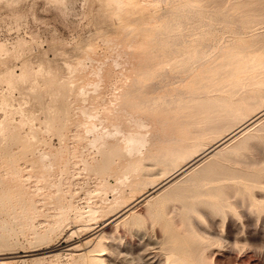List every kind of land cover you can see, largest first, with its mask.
<instances>
[{
	"label": "rangeland",
	"instance_id": "rangeland-1",
	"mask_svg": "<svg viewBox=\"0 0 264 264\" xmlns=\"http://www.w3.org/2000/svg\"><path fill=\"white\" fill-rule=\"evenodd\" d=\"M170 1L0 0V264H86L82 253L99 240L103 264H168L171 251L195 262L191 229L204 240L199 264H264V117L231 144L232 155L212 156L92 236L123 202L183 165L197 150L188 144L208 146L227 132L198 137L226 117L210 119L216 106L195 112L177 94L187 81L172 83L190 47L206 45L214 57V39L264 62L258 0ZM168 8L191 15L168 25ZM240 27L249 41L230 44ZM177 32L194 44L163 39ZM163 72L167 88L149 92ZM250 85L226 96L240 120L255 112L253 99L264 101V82ZM126 137L141 148L127 152ZM214 162L227 166L224 175L192 187Z\"/></svg>",
	"mask_w": 264,
	"mask_h": 264
},
{
	"label": "bare ground",
	"instance_id": "bare-ground-1",
	"mask_svg": "<svg viewBox=\"0 0 264 264\" xmlns=\"http://www.w3.org/2000/svg\"><path fill=\"white\" fill-rule=\"evenodd\" d=\"M165 1H170V0H165ZM258 1H259V4H261V5L264 4V0H258ZM187 4L189 5V4H191V2L187 1L183 5H187ZM188 11H191V10H188ZM261 11H262V9H261ZM168 14L170 15V17L174 16L176 19L175 22H172L170 17L168 18V21L166 22V24L172 25V26H175V25L181 26L182 25V18L185 19V16L189 17V15H191V14H189V12L188 13L178 12L176 14V11L173 10L172 8H170V9L168 8ZM249 23H250V21H249ZM173 24H175V25H173ZM199 33H200V37H201L206 33V30H202ZM233 33H234V34H232L233 37L228 40L230 42V44H233V43L245 44L246 42L249 41V35L247 34V32L242 30L241 27H240V29L235 30ZM216 36H217V34H216ZM163 39L166 40V42L170 41V39H171V41H173L174 43H178V44H184L185 42H187L189 44L188 46H192L194 44L193 40L189 41L190 39L189 40L186 39L181 32H177L175 34L166 33V35L163 37ZM213 41H214V43H212V45L214 44L215 49L219 50V52L215 56L213 55L214 57L208 56V53H207L208 51L205 48L206 45L205 46L203 45V47H198L199 45L197 47H190V52L193 51L194 55L192 54L193 57L191 56L185 62H176L174 64V68H175L174 71L175 72L172 73V83L186 82L187 81L186 84L184 83L186 85L185 86L186 89H184L185 91L181 90L182 92H180V93L178 91L177 94L178 95L182 94V98H184V99L187 98L188 100L189 99L192 100L193 103H191L190 106H192L194 108V110H196L195 112H197V108H199L200 113H201L203 108L206 109L210 106H212V107L216 106L220 110V112H219L218 116H215V117L213 116L210 119L215 122L218 119H221V118L223 119L224 117H226L223 119V121H225L224 125L223 124L221 125L219 122V124H218L219 126L218 125L215 126L212 123V124H210V126H207L205 128H202V129H198V133H196L198 137L199 136H205L207 134L209 135L210 133L211 134L213 133V135H214V133L215 134L218 133L216 131L221 130V128H224L226 126H228L227 130H226L227 132L222 134V135H219L218 137H216L214 135V137L212 139L213 140L215 138L216 139L213 141V143L209 144L208 146L203 145L205 147H203V146L197 147L198 144L202 143V141L200 143V140H197L198 137H196L197 142H195V143L193 142L194 144H191V145L186 144L187 147L189 146V148H187V149H189L188 151H190L191 149L197 148L195 153L193 155H191V154L188 155L185 159L184 164L181 166L174 167L173 171L169 172L168 176L166 175V177L162 181H160L158 183L153 182L154 184H152L151 188H149L148 190L141 193L138 197H134L128 201L123 202V204L120 205V207H118L114 212H112L109 216H107L105 218L103 225H101L99 229L96 228L97 230L92 233L93 237L100 236V234L103 231V228H105L109 224H111V223L113 224L114 222H120L122 219L126 218L130 214H133L132 212L134 211L135 206L141 200L152 197L155 192H160V191L166 190L168 188L172 189V187L176 186V185L178 186L179 181L177 180V178H181L182 176H184L186 173H188L191 170L201 168V166H202L201 164H204L206 162V160L211 158L212 156H215L218 154H221V155L225 154V156L223 158H226V157H229L230 155H232V153H234L235 151L232 150L233 148H232L231 144L234 141H236L240 136H242V134H245L251 128H253L255 126V124H258L259 120L262 117H264V101H262V99H257V100L253 99L249 104L250 105L249 108L252 109V107H255V112L251 116H248V117H246L247 115H245L244 119L240 120V116L242 117V113L240 112V110H237V108H236V110H233L231 108V105L233 103L230 100L227 101L228 99L226 97L227 94H229V93L238 92L242 86L247 87V82L249 83V85L251 84L250 88H254V87L257 88L258 86H261L260 84L264 82V62L256 61L258 58L255 55L250 56V54H247V53H245L246 55L245 54L242 55V53L240 51L239 52H230L227 50L224 51V47L226 46L225 44L221 43L220 41H216L214 39H213ZM209 52H211V51L209 50ZM172 68L170 70H172ZM164 73L167 74V72H163V74H161L160 81L155 82V84L152 86V88L149 92L155 91V89L161 88L164 86L167 88L168 83H163L162 81H164V79H168L169 77L166 76ZM254 82L256 83V85L253 86ZM244 83H246V84H244ZM239 84H241V86H239ZM237 86L240 88H238ZM136 90L138 91V89H136ZM248 100H249V98H248ZM218 101L219 102L222 101L223 103L218 104ZM235 104H236V102H235ZM238 118H239V121H237L238 124L233 123L231 125H228L229 123L236 121V119H238ZM225 123H227V124H225ZM178 142H181V141H178ZM208 143L209 142H207V144ZM125 144H126L125 148L127 149V152L128 151L133 152L135 149H140L142 146L139 143V141L134 139L133 137H126L125 138ZM125 148L123 149L124 152L126 150ZM118 150H120V149H116L114 151V153L120 155L123 150L121 152ZM183 151H186V149L184 148ZM214 163L215 164H212L211 166L206 165L204 168H202V173L199 175L197 180H194L193 182H191L190 185H192V187L195 185L201 186V187L208 185L212 180H214L213 177H210L211 176L210 174H212V172L222 174L221 171H223V175H224V173L227 169V166H225V165L223 166L219 162H214ZM248 166L250 167V165H248ZM262 166H264V165H262ZM233 171H235V170H233ZM228 173H231V172H228ZM237 173H238V171H237ZM244 174L245 173H242V175H244ZM250 174H251V172H250ZM226 178H227V176H226ZM228 178H230V176ZM232 178H233V176H232ZM217 188H218V186H216V187L214 186L215 190ZM201 193L208 195V194H210V191L203 190V191H201ZM218 197L220 198V201L222 202V204L225 206L226 201H227L226 193L222 192ZM213 199H215V198H213ZM206 201H208V200L206 199ZM208 204H209V202H208ZM88 210H89L90 214L97 213V208H93V207L89 206ZM81 218H83V217H81ZM89 219H92V218H89ZM96 223L98 224V222H96ZM190 231H191L190 235L193 237L191 239V250L195 254V258H196L195 262L188 261L185 257L180 256V254H178L176 252L173 253L171 251V255L169 254L170 256L168 257L169 258L168 262H170V263H168V264H199L198 261L201 258V252L203 250L202 241H204V240L202 239L200 234L195 229H191ZM89 233H91V232H89ZM95 241H97V240H95ZM89 242H90L89 239H87L84 244L89 243ZM81 244H83V243H81ZM75 246H77V245H75ZM73 247L74 246H69L67 249H71ZM104 249H105V247L103 246V243L99 240L96 245H94L89 250H86L85 252H83L82 256H84V258L86 260V264H103L105 258H104V252H102V251ZM172 249H173V247H172Z\"/></svg>",
	"mask_w": 264,
	"mask_h": 264
}]
</instances>
